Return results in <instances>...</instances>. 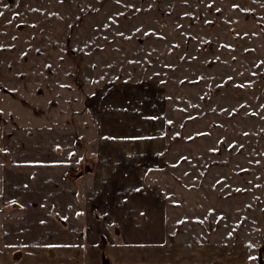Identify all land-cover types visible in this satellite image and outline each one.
Returning <instances> with one entry per match:
<instances>
[{
	"label": "rangeland",
	"instance_id": "1",
	"mask_svg": "<svg viewBox=\"0 0 264 264\" xmlns=\"http://www.w3.org/2000/svg\"><path fill=\"white\" fill-rule=\"evenodd\" d=\"M112 105L163 137L141 166L171 239L264 264V0H0L1 163L6 130Z\"/></svg>",
	"mask_w": 264,
	"mask_h": 264
},
{
	"label": "crops",
	"instance_id": "2",
	"mask_svg": "<svg viewBox=\"0 0 264 264\" xmlns=\"http://www.w3.org/2000/svg\"><path fill=\"white\" fill-rule=\"evenodd\" d=\"M113 106L93 116L89 135L74 126L6 130L0 264H245L246 256L231 262L228 243L171 239L156 171L141 166L163 137L144 139L145 126Z\"/></svg>",
	"mask_w": 264,
	"mask_h": 264
},
{
	"label": "water",
	"instance_id": "3",
	"mask_svg": "<svg viewBox=\"0 0 264 264\" xmlns=\"http://www.w3.org/2000/svg\"><path fill=\"white\" fill-rule=\"evenodd\" d=\"M262 261H263V259H262V257H261V254L259 253V255H258V262H259V263H262Z\"/></svg>",
	"mask_w": 264,
	"mask_h": 264
}]
</instances>
